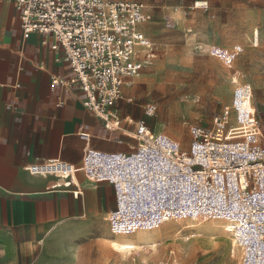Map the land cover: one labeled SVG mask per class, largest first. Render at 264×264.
I'll use <instances>...</instances> for the list:
<instances>
[{"label":"built area","instance_id":"2783aa9c","mask_svg":"<svg viewBox=\"0 0 264 264\" xmlns=\"http://www.w3.org/2000/svg\"><path fill=\"white\" fill-rule=\"evenodd\" d=\"M8 1L19 10L24 35L52 34L53 50L70 65L73 75L55 77L53 83L65 91L81 89L85 107L108 130L121 129L115 106L152 55L154 43L141 27L154 18L146 5L132 0ZM253 40L257 46L258 36ZM207 49L231 69L244 46L213 44ZM144 110L154 115L157 105L148 103ZM124 133L135 141L127 153L87 148L80 163L50 158L36 160L26 169L33 175L58 178L56 186L76 197L82 194L78 173L92 182L111 183L117 206L106 219L114 234H132L178 219H220L228 232L241 231L233 246L240 253L239 264H264V136L251 83L236 86L231 104L213 117L211 128L190 127L192 141L187 149L171 135L152 130L145 118L138 120L134 133ZM80 136L90 140L87 133ZM97 160L107 166L96 164ZM118 162L122 165L116 167ZM118 174L132 190L131 200L125 197ZM141 186L149 193L145 199L139 196ZM174 262L177 254L171 249L158 264Z\"/></svg>","mask_w":264,"mask_h":264},{"label":"rangeland","instance_id":"374dc122","mask_svg":"<svg viewBox=\"0 0 264 264\" xmlns=\"http://www.w3.org/2000/svg\"><path fill=\"white\" fill-rule=\"evenodd\" d=\"M164 11L171 12L176 22L158 9L157 18L146 25L154 41L152 55L125 95L142 110L155 103L156 113L145 116L149 127L171 135L187 149L192 141L190 127L211 128L213 117L231 104L238 84L251 83L256 105L264 103V0H205L179 3ZM254 35L259 38L257 46ZM213 44H238L244 51L228 69L208 51ZM221 223L220 219L187 218L114 235L100 216L89 230H56L48 243L38 247L32 264H158L171 249L177 254L172 264H239L233 233ZM190 234L195 236L187 240ZM125 241L135 242L138 248L121 250Z\"/></svg>","mask_w":264,"mask_h":264},{"label":"crops","instance_id":"0c3cea01","mask_svg":"<svg viewBox=\"0 0 264 264\" xmlns=\"http://www.w3.org/2000/svg\"><path fill=\"white\" fill-rule=\"evenodd\" d=\"M132 1L144 3L153 15L141 27L154 43L146 25L157 18L158 9L176 22L165 7L205 0ZM54 42L52 34L33 32L26 37L16 4L0 0V264H32L38 247L56 230H89L98 217L107 221L117 202L114 186L107 181L92 182L78 173L82 194L76 197L56 186L58 178L33 175L26 167L50 158L80 163L87 148L127 153L135 141L124 132L134 133L138 120L146 116L128 100L125 87L124 99L114 109L121 129L108 130L83 104L81 89L65 91L53 83L55 77L73 75L61 53L53 50ZM256 107L264 136V103ZM82 133L90 140L82 139Z\"/></svg>","mask_w":264,"mask_h":264},{"label":"bare ground","instance_id":"6f19581e","mask_svg":"<svg viewBox=\"0 0 264 264\" xmlns=\"http://www.w3.org/2000/svg\"><path fill=\"white\" fill-rule=\"evenodd\" d=\"M95 163L98 164V165L107 166V164L104 162V160H97ZM118 163H115L114 165L116 167H119V166L122 165V164H120V163L118 164ZM117 180L121 184L123 192H125V197L128 198L129 200H131L132 199V194H130V193H132V190L130 189L127 181L125 180V177L120 175V174H118ZM141 187H142V191H138L140 193L139 196L145 199L147 196H149V193H147V191L144 189L145 188L144 186H141ZM178 220H183V219H178ZM220 225L222 227H224V228H227L223 221H222V223ZM152 229H154V228H150V229H148V228L146 229L145 228V229H140V230H152ZM232 233H233V237L235 238V244H236V241H237L238 237L241 235V231L240 230H236V231H233ZM139 234L141 236H143L141 233H139ZM115 235H117V234H115ZM126 235H130V234H126ZM136 248H138V245L135 242H133V241H125V242L120 244V249L123 250V251L130 252V251H132V250H134Z\"/></svg>","mask_w":264,"mask_h":264}]
</instances>
